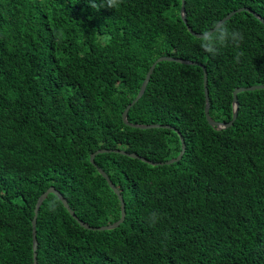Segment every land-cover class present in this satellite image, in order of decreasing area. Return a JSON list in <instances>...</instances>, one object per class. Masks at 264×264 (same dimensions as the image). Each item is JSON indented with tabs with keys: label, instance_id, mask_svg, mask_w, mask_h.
<instances>
[{
	"label": "trees",
	"instance_id": "16d2710c",
	"mask_svg": "<svg viewBox=\"0 0 264 264\" xmlns=\"http://www.w3.org/2000/svg\"><path fill=\"white\" fill-rule=\"evenodd\" d=\"M181 8V0L99 11L86 0H0V264H34V210L50 187L89 227L121 219L97 166L124 198V222L87 230L50 194L38 213V264H264V89L238 94L234 125L216 130L203 68L162 61L128 122L174 129L122 119L161 57L205 67L215 122L232 120L235 89L264 86V23L253 13L224 23L244 40L215 57L188 30L201 34L241 8L264 20V0H186L188 25ZM181 138V160L154 166L179 156ZM98 150L149 162L105 153L95 166Z\"/></svg>",
	"mask_w": 264,
	"mask_h": 264
},
{
	"label": "water",
	"instance_id": "95a60500",
	"mask_svg": "<svg viewBox=\"0 0 264 264\" xmlns=\"http://www.w3.org/2000/svg\"><path fill=\"white\" fill-rule=\"evenodd\" d=\"M185 0H182V13H184L185 9ZM244 10V9H242ZM234 14V13H233ZM233 14L229 15L227 18H230L231 16H233ZM226 18V19H227ZM225 19V20H226ZM223 20L221 22V24L225 21ZM170 58H160L158 62H161V61H169ZM155 65L150 69L149 73L147 74L146 76V79L142 85V88H141V91L138 95V99L141 98L142 94L144 93L145 89H146V86L149 82V79H150V75L154 69ZM205 72V76H204V83H205V96H206V109H205V114H206V118H207V121L209 123V125H211L212 127H214L215 129L217 130H222V129H227L229 127H232L238 117V109H239V103H238V94L244 92V91H247V90H257V89H264V86H256V87H252V88H249V89H246V88H237L234 90V93H233V108H234V113H233V118L232 120L229 122V123H220V122H215L211 115H210V98H209V91H208V85H207V81H208V77H207V73L206 71L204 70ZM137 99V100H138ZM129 109H130V106L127 107V109L125 110V112L123 113V116H122V119H123V122L128 125V126H131V127H135V128H140V129H150L152 126H145V125H140V126H137V125H133V124H130L127 120V117H128V112H129ZM185 145H183V152L181 153V155L179 156V158L176 160L178 161L179 159H181L182 157V154L184 153V149H185ZM109 152H115L114 150H100V151H97L95 154H93L91 156V162L94 164V159L97 155L99 154H103V153H109ZM117 153H120L124 156H128V157H131V158H134V159H141L142 161L144 162H149L147 161L145 158H141V157H138L136 156L135 154H132V153H129L127 151H123V150H120V151H117ZM173 162V161H171ZM97 169L99 171V173L107 180L109 186L111 187V189L114 191V193L118 196L120 202H121V219L114 223L113 225L111 226H105V227H100V228H92V227H88V225L84 224L82 221H80L75 215L74 213L71 211L70 207H69V204L67 202V200L57 191L55 190L54 188H50L46 193H44L38 200V203L36 205V208H35V216H34V219H33V251H34V264H38L37 263V250H38V241H37V233H36V224H37V215H38V211L40 210L42 204L44 203V201L46 200V198L49 196V194L53 193L54 195L58 196V198L61 200V202L63 203L64 207L66 208V210L68 212H70L71 216H73L75 218V220L78 221V223L84 227L85 229L87 230H93V231H105V230H110V229H115L117 227L120 226V224H122L126 218V206H125V203H124V198L122 196V194L120 193V191L118 190V188L114 185V183H112L110 181V178L107 176L106 173H104L98 166H97Z\"/></svg>",
	"mask_w": 264,
	"mask_h": 264
},
{
	"label": "clouds",
	"instance_id": "9594fccd",
	"mask_svg": "<svg viewBox=\"0 0 264 264\" xmlns=\"http://www.w3.org/2000/svg\"><path fill=\"white\" fill-rule=\"evenodd\" d=\"M86 2L91 9L99 11L101 8L118 9L124 0H86ZM96 37L97 43L102 47L108 46L111 42V37L107 34L100 35L96 33ZM198 39L201 51L215 57L219 55L220 49L227 48L229 45L238 49L244 40V35L239 31L230 30L224 24H215L212 28L204 29ZM242 55V52L236 53L235 59L237 62H239ZM50 210H54V207ZM159 219V214L153 212L148 217V222L154 226Z\"/></svg>",
	"mask_w": 264,
	"mask_h": 264
},
{
	"label": "bare ground",
	"instance_id": "6f19581e",
	"mask_svg": "<svg viewBox=\"0 0 264 264\" xmlns=\"http://www.w3.org/2000/svg\"><path fill=\"white\" fill-rule=\"evenodd\" d=\"M182 1V0H181ZM185 6H186V0H185ZM184 9H185V7H184ZM242 9H244V10H242ZM240 12H251V13H253L262 23H264V20L262 19V18H260L256 13H254V12H252L251 10H249V9H245V8H241V9H238V10H236V11H234V12H231L230 14H228L226 17H224L221 21H220V23L223 21V20H225L229 15H231V14H233V16H235L237 13H240ZM233 16H231L230 18H227L222 24H224V23H226L228 20H230ZM181 17H182V19H183V21H184V23L185 24H187L188 25V22H187V17H186V9H185V11H184V13H182V8H181ZM188 30H189V32L192 34V35H194V36H196V37H199L201 34H198V33H196V32H194L193 31V29L192 28H190V27H188ZM161 58H170V62H177V63H181V64H185V65H194V66H201L202 68H203V71L205 70L206 71V69H205V67L204 66H202V65H200V64H198V63H196V62H192V61H189V60H183V59H177V58H172V57H161ZM160 59V58H159ZM158 59V60H159ZM157 60V61H158ZM157 61L152 65V67L155 65V67H154V69H153V71L155 70V68H156V65L159 63H157ZM162 62V61H161ZM151 67V68H152ZM150 68V69H151ZM150 69H149V71H150ZM149 71H148V73H149ZM153 71H152V73H153ZM152 73H151V75H150V79H151V76H152ZM206 73H207V71H206ZM204 76H205V72H204ZM207 77H208V75H207ZM150 79H149V82H150ZM145 81V80H144ZM149 82H148V84H149ZM144 83V82H143ZM148 84H147V86H148ZM205 84V83H204ZM207 84H208V81H207ZM143 85V84H142ZM147 86H146V89H147ZM141 88H142V86H141ZM146 89H145V91H146ZM140 91H141V89H140ZM145 91H144V93L142 94V96H141V98L143 97V95L145 94ZM140 93V92H139ZM139 95V94H138ZM138 95H137V97H136V99L132 102V104H130L129 106H130V109H131V107L132 106H134V104L137 102V101H139L140 99H138ZM138 99V100H137ZM128 106V107H129ZM127 109V108H126ZM125 109V110H126ZM130 109H129V111H130ZM125 112V111H124ZM128 114H129V112H128ZM123 116V115H122ZM127 120H128V117H127ZM131 124V123H130ZM134 125V124H133ZM137 126H140V125H137ZM150 126H152L151 128H166V129H174V128H172L171 126H162V125H150ZM133 128H135V127H133ZM150 128V129H151ZM140 129V128H139ZM181 137V136H180ZM181 141H182V151H181V153L183 152V145H185V142H184V140L181 138ZM186 146V145H185ZM185 150H186V147H185V149H184V153H185ZM98 151H100V150H98ZM109 151H111V150H109ZM115 152H109V153H117V151H120V150H114ZM96 153V152H95ZM94 153V154H95ZM181 153L179 154V156L181 155ZM184 153L182 154V157H183V155H184ZM103 154H105V153H103ZM120 154V153H119ZM179 156L177 157V158H175V159H172V160H170V161H167V162H161V163H153V165L154 166H158V165H164V164H167V165H170V164H173V163H176V162H178L179 160H181V159H179L178 161H176L178 158H179ZM181 157V158H182ZM171 161H173V162H171ZM92 163V162H91ZM93 164V163H92ZM93 165H95L96 166V163H95V159H94V164ZM101 169V168H100ZM102 170V169H101ZM103 171V170H102ZM99 172V171H98ZM104 172V171H103ZM105 173V172H104ZM100 174V173H99ZM101 175V174H100ZM102 176V175H101ZM108 176V175H107ZM103 177V176H102ZM109 177V176H108ZM104 178V177H103ZM110 178V177H109ZM105 179V178H104ZM111 181V180H110ZM112 182V181H111ZM113 183V182H112ZM50 188H54V187H50ZM49 188V189H50ZM48 189V190H49ZM55 189V188H54ZM47 190V191H48ZM56 190V189H55ZM46 191V192H47ZM45 192V193H46ZM60 193V192H59ZM44 194V193H43ZM42 194V195H43ZM51 194H53V193H51ZM41 195V196H42ZM50 195V194H49ZM40 196V197H41ZM39 197V198H40ZM58 197V196H57ZM48 198V197H47ZM46 198V199H47ZM59 199V198H58ZM39 200V199H38ZM60 200V199H59ZM61 201V200H60ZM68 202V201H67ZM37 203H38V201H37ZM69 204V203H68ZM37 205V204H36ZM70 207V206H69ZM36 208V207H35ZM70 209H71V207H70ZM71 211H72V209H71ZM73 212V211H72ZM34 213H35V210H34ZM38 213H39V211H38ZM70 213V212H69ZM74 213V212H73ZM74 215H75V213H74ZM35 216V215H34ZM76 216V215H75ZM77 217V216H76ZM37 219H38V215H37ZM85 224V223H84ZM87 225V224H86ZM89 227V226H88ZM84 228V227H83ZM32 231H33V222H32ZM36 233H37V224H36Z\"/></svg>",
	"mask_w": 264,
	"mask_h": 264
},
{
	"label": "rangeland",
	"instance_id": "374dc122",
	"mask_svg": "<svg viewBox=\"0 0 264 264\" xmlns=\"http://www.w3.org/2000/svg\"><path fill=\"white\" fill-rule=\"evenodd\" d=\"M217 24H221L220 22H218ZM205 116H206V114H205ZM233 118V117H232ZM217 130V129H216ZM223 130V129H222ZM110 187V186H109ZM111 188V187H110ZM113 191V190H112ZM114 192V191H113ZM115 194V193H114ZM116 195V194H115ZM117 196V195H116ZM118 197V196H117ZM119 199V198H118ZM77 221V220H76ZM118 222V221H117ZM84 223V222H83ZM113 225V224H112ZM109 226H111V225H109ZM105 227V226H104ZM100 228V227H99ZM91 231V230H90ZM33 258H34V256H33ZM37 263H38V252H37Z\"/></svg>",
	"mask_w": 264,
	"mask_h": 264
}]
</instances>
